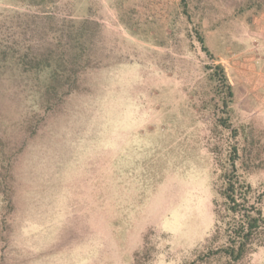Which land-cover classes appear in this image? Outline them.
Listing matches in <instances>:
<instances>
[{
	"label": "rangeland",
	"instance_id": "1",
	"mask_svg": "<svg viewBox=\"0 0 264 264\" xmlns=\"http://www.w3.org/2000/svg\"><path fill=\"white\" fill-rule=\"evenodd\" d=\"M42 1L0 0V264H189L264 189V0Z\"/></svg>",
	"mask_w": 264,
	"mask_h": 264
},
{
	"label": "trees",
	"instance_id": "2",
	"mask_svg": "<svg viewBox=\"0 0 264 264\" xmlns=\"http://www.w3.org/2000/svg\"><path fill=\"white\" fill-rule=\"evenodd\" d=\"M20 1L21 4L36 3L35 0ZM83 44L84 41L77 42L79 49H83ZM50 66L47 58L44 68ZM218 68L220 78L224 79L222 69ZM57 74L56 70H50L49 80H55ZM223 180L219 191L222 202L215 204L214 229L207 248L189 264L204 262L216 255L224 256L226 264H236L258 248L264 247V189L255 190L237 173L234 165L224 174ZM217 240H221L220 244L214 245Z\"/></svg>",
	"mask_w": 264,
	"mask_h": 264
}]
</instances>
